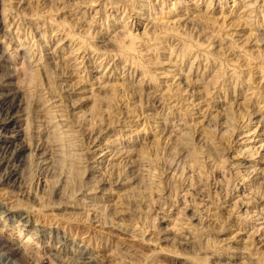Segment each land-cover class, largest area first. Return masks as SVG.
Here are the masks:
<instances>
[{
	"label": "rangeland",
	"instance_id": "1",
	"mask_svg": "<svg viewBox=\"0 0 264 264\" xmlns=\"http://www.w3.org/2000/svg\"><path fill=\"white\" fill-rule=\"evenodd\" d=\"M248 2L252 5L245 7ZM2 8L9 14L7 22L14 23L15 39L35 56L40 43L53 48L60 37L69 47L58 61L66 64L76 57L81 62L87 52L94 54L89 47H99L111 81L99 87L90 62L78 69L61 65L60 78L17 77L25 93L22 125L36 115L29 101L44 93L54 122L69 125L79 136L85 159L80 170L88 171L78 183L86 193L69 200L66 167L56 163L40 169L34 147L28 146L19 171L25 190L12 182L18 172L0 184V243L16 246L21 229L34 233L41 238L36 245H41L45 264H57L56 259L80 264L81 249L98 264H264V190L258 187L264 182V0H1L0 15ZM124 32L138 35L135 50L114 48L112 42L101 46L105 38L117 43ZM70 46L78 49L73 55ZM126 59L138 65L136 71L113 69V63L120 67ZM214 87L219 93H213ZM228 111L234 119L223 125ZM93 127L109 128L95 145L97 134L91 138L89 133ZM187 132L194 134L192 164L185 154L176 155L181 146L177 136ZM153 141L168 166L166 177L152 172L154 182L162 178L167 192L174 169L189 170L207 191L198 196L178 190L179 199L186 195L189 200L188 209L178 214L164 205L172 202L169 192L154 190L155 209L137 217V226L123 204L127 190L137 185L130 176L136 168L129 165V173L119 174L113 151L124 145L139 150ZM234 185L242 189L231 191ZM247 201L252 205L239 208ZM116 205L121 220L106 223L107 209ZM182 221L193 224L187 225L189 234Z\"/></svg>",
	"mask_w": 264,
	"mask_h": 264
},
{
	"label": "bare ground",
	"instance_id": "2",
	"mask_svg": "<svg viewBox=\"0 0 264 264\" xmlns=\"http://www.w3.org/2000/svg\"><path fill=\"white\" fill-rule=\"evenodd\" d=\"M248 3L245 5V7H249L250 5H252V3L249 4ZM8 15L9 14H7V9L2 8L0 15V37H1L0 39V184L11 182L12 175L18 172L20 173V177H18L15 181L12 182L15 183L14 187H18L21 190H25L23 189L24 188L23 186H25L24 182L26 181L22 179V174L19 171H21V168L23 167L24 150L28 149L29 146V147H34L33 150L35 151V155L39 160L37 161L38 162L37 164L39 165L38 167L40 166L43 167L44 165L48 166L49 164L56 166V163H58L59 165L61 164V167L63 166L66 167V169L70 173L69 174L67 172L68 175H64L67 178V182L70 183V185L68 186L69 187L68 190L70 191V193H68L67 196L69 197L68 198L69 200H75L77 198V195H82V197H84L85 196L84 194L86 192L82 190L83 185L79 183L81 182L82 175L84 176L86 174L88 168L82 171L80 170L79 165H83V161L85 159L83 158L84 154L80 152L83 150V145L81 143V140L79 139V136L77 135L75 136L73 130L70 128L69 125L60 122L58 123L54 122L56 116L54 117V115H52L53 113L52 108L46 107L45 102L48 99L44 97V93L41 94L39 93V95L37 96L34 95V101H32V103L31 101H29L32 107V112L36 114L35 117L32 114V118L34 117V121L36 120L38 122L37 125L34 123V121L31 122L29 119L27 125H22V121L24 119L22 115L25 114L22 112V106H23L22 100H23V95L25 93L23 94L22 89H19L17 83L18 82L17 77H19L20 74L24 73L25 75L28 74V76L33 75V78L34 77L43 78L46 77V75L48 74L53 76L55 75L60 78L61 73L63 72V71L59 72L61 65H71L75 69L76 68L78 69L80 68V65L83 62L85 63L90 62L91 72H95L97 74L95 78L97 80L98 86L99 87L101 86L103 88L109 86V83L111 81L109 80V77L107 75L108 74L107 69L110 66H106V67L104 66V60L106 58L102 57L103 54H100V49L96 45L95 47H89L90 49H92L94 54L90 55L87 52L84 56H81L83 57L81 62L80 61L78 62L79 59L78 57H76L75 60L73 59L74 62L69 64H66L67 62H65V60L63 59H62L63 62H61V60L58 61L59 53H61V51H64L65 48L69 47V45H67V43L65 42L66 38H62V37L58 39L60 41L56 43V45L53 48L52 47L47 48V46L45 47V44L47 43L46 41L42 42L44 44L40 43V45H38V52H39L38 56H35V54L31 52L32 49L30 47L20 42L18 38L17 40L15 39L14 29L10 28L11 25L12 26L14 25V23L11 24L10 22H7ZM127 24H125V27ZM123 34H124L123 37L121 38L119 37L118 41L116 40L117 43H114L111 39L105 38L104 41H102L103 43H101L102 44L101 46L103 47V45H106L108 42H112V45L115 46L114 48L116 47L119 48L120 46V48H123L126 51L135 50L133 44L136 42V40H138L139 38L138 35L131 34V36L128 37L129 33L128 35H126L127 32H124ZM31 37L34 38L35 35ZM127 38H130L131 42L129 44L126 43L123 44L122 42H124ZM112 45L110 47H112ZM70 49H71L69 52L70 55L71 54L73 55V53L76 52V50H78L76 49V46L74 47L70 46ZM121 52L124 51L121 50ZM140 52L141 51H138V53ZM15 54L17 55V59H15ZM19 58H22V60H20L21 62L18 61ZM63 58L65 59V57ZM235 61L237 60L235 59ZM129 62H131V60L126 59L124 61V64H122V66L120 67H119V63L118 64L113 63L114 66L113 69L116 70L121 68L123 70L122 71L123 73L127 71H129L130 73L131 69L136 71L138 65H136L134 62L129 64ZM142 66L144 65L142 64ZM58 67L60 68L58 69ZM104 68H106L105 71L103 70ZM111 74L112 73H110L109 75ZM62 76L64 77L66 75L62 74ZM106 76L108 78H105ZM124 85L127 84L125 83L120 84V86H124ZM3 87H6V89L1 90V88ZM213 89H214L213 93L215 94L219 93L218 92L219 87H214ZM245 98H246L245 101H249L251 99L248 97ZM28 104L27 106L30 107ZM241 114L243 116L247 115L245 112H243V110H241ZM223 119L224 121L221 123L224 125L227 124V122L233 120L234 116L231 113V111H228ZM166 124L167 121L162 120V125H166ZM165 128L166 126L164 127V129ZM108 132H109V128H105V129L103 128L99 129L95 127L90 128L89 133L91 138L97 134L92 139L91 143L95 145L97 140L102 138L104 134H108ZM177 137L178 138L176 140V143L178 146L181 145L179 147L181 149L179 148L176 149V155L181 157L185 154V158L189 163L191 164L195 163L196 154L193 151H191V143L194 134L187 132L184 135H180ZM159 149H160V144L157 141H153L152 143H149L148 146H143L139 150L128 149L124 145L121 147H117L116 151H113V155H115L114 157H116L119 160L121 166V173L119 174H123L122 173L123 171L124 173L125 172L129 173V171L127 170V166L129 165H131L130 167L134 166L133 168H136V170L132 171V175L130 176L131 179L132 178L134 179L133 181L137 182L136 183L137 185L134 187V189L127 190V192L123 197L124 198L123 204L127 206L128 208L126 209L129 210L126 213H130L134 215V218L131 217L130 222H133L132 220L135 221L137 217L139 218L140 216H142V214L145 211L150 212L155 209L153 208L152 205L155 199L154 198L151 199V195L154 192V190L164 195L167 192H169V194L167 195V199H171L172 202L169 203V200H167L165 201L164 205H167L169 209L174 208L176 211L178 209L177 211L178 214L180 213L183 214V212L187 210L189 207L188 206L189 200L187 199L186 195L182 197L183 199L182 198L179 199L180 193H178V190L179 192L186 191L187 194L191 193L192 195H198V196H204L205 191H207L206 184L202 183V181L199 179L195 180L192 171L188 170L187 173L185 174V170L180 172L174 169V174L172 175L174 176V179L172 176L169 177L173 179V182L169 181L168 183L170 184V186L172 183L173 184L176 183L179 187H175L176 185L173 186L172 184V188L169 187L168 191L165 192V187H163L164 181L162 180V178H160L158 182H154V179H152L153 171L159 172L158 177L164 176L165 173L168 171L167 170L168 166H163L164 164L160 157ZM133 151H136L138 154L132 155ZM213 154L215 153L214 152L211 153V156L215 157L216 154L215 155ZM219 159H220L219 157H217L216 159L217 167L222 168L223 164ZM145 167L148 168L147 169L148 175L143 173V171H145ZM73 168H74L73 171H69L72 170ZM177 175H179L178 178H176ZM258 187L261 188L263 191L264 182L263 181L260 182ZM259 188L258 190H260ZM239 189L241 190L242 187L238 188L237 185H234L231 188V191H238ZM176 203L182 204V207L180 208L179 206L177 208ZM248 205H252V203H250V201L244 202L243 205L240 206L239 208L247 209ZM117 206L118 205L115 206L116 208L111 207L110 209H107V214L105 216L106 223H109L110 218L113 219V221L114 220L117 221V219L121 220V218L119 217L120 211H118ZM156 216H158V214H156ZM122 220H124V218H122ZM138 223L139 221H135L134 225L139 226L140 224ZM183 224L186 226V228L185 226L181 228L186 229V233L189 234L191 229L189 230L187 225L188 224L193 225V224L186 222H183ZM181 226H183L182 223ZM189 227L191 228V226ZM17 233H18L17 236L18 241L16 246L0 243V264H45V256L42 255V257H40L39 255V252L42 250L41 245H36L41 242V238L36 237L34 233H31L29 231L28 233H25L24 229H21L20 231L18 230ZM33 244L36 245L35 247L36 251L34 252H32L33 250L31 249L33 248L32 247ZM43 250H45V248ZM35 252L37 253V255L35 254ZM88 253H89L88 250L85 249L80 250L79 263L98 264L94 258L87 256ZM34 254L36 255V258ZM50 256L54 257L55 255L50 254ZM55 261L57 262V264H59L57 259Z\"/></svg>",
	"mask_w": 264,
	"mask_h": 264
}]
</instances>
